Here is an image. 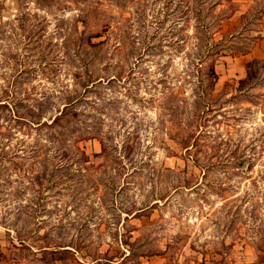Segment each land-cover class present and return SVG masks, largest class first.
Returning a JSON list of instances; mask_svg holds the SVG:
<instances>
[{
  "label": "rangeland",
  "instance_id": "obj_1",
  "mask_svg": "<svg viewBox=\"0 0 264 264\" xmlns=\"http://www.w3.org/2000/svg\"><path fill=\"white\" fill-rule=\"evenodd\" d=\"M177 5L0 0V264H264V0Z\"/></svg>",
  "mask_w": 264,
  "mask_h": 264
},
{
  "label": "trees",
  "instance_id": "obj_2",
  "mask_svg": "<svg viewBox=\"0 0 264 264\" xmlns=\"http://www.w3.org/2000/svg\"><path fill=\"white\" fill-rule=\"evenodd\" d=\"M174 0H166L167 6L166 8L172 4ZM233 0H178L177 9H181L180 11H177L179 21L183 22V25H187L188 22L193 19L197 22V24L194 23V26H192V33L195 35V38L197 41H201V44L199 45L200 49H204L205 55H202L201 57L197 58L198 62V72H202V66L204 63V60L208 58H211V61L213 62L217 58L221 57L223 52L229 51L230 55L234 54H242L246 55L249 54L252 49L258 44L261 37L259 35L255 37H251V44L249 45L248 49H245L243 51H233V49L228 48L227 49V42H231V40L225 39V34H222L221 31L223 29V25L221 24V18H219V13L221 10L219 8L222 5L230 4ZM232 11V10H231ZM174 13V11H173ZM261 13H264L261 12ZM205 15H207L209 18L212 17V20L207 22L204 20ZM244 18V16L242 17ZM241 18V19H242ZM216 34H220L222 37L220 40L216 39ZM206 36V37H205ZM204 38V39H203ZM234 38V37H229ZM206 42V44H204ZM213 65V64H212ZM212 79L210 80V86L214 82V79L216 78V75L214 72H212ZM212 87V86H211ZM74 101H70L65 104L63 107V110L58 112L59 114H56L53 118L49 119L48 121H41L40 119H36V121H22L27 122L32 126H35L37 131L46 130L48 133L46 137L44 138L46 142H48L50 145L54 143V145H57V152H66L67 149L61 147V144L67 142V131H64V126L62 125V121H66L65 118L68 115L66 113V109L70 107ZM8 107L10 105H7ZM20 119V118H19ZM86 134H92L91 132H86ZM88 139L91 137V135H86ZM85 136L79 135L76 137V142L78 140H84ZM54 148V147H53ZM187 148V146L185 147ZM32 154L41 153V149L38 146L32 147L31 149ZM81 152V151H80ZM83 154V162L85 163V154ZM61 156V154H59ZM60 167V166H59ZM57 167V169L59 168Z\"/></svg>",
  "mask_w": 264,
  "mask_h": 264
}]
</instances>
